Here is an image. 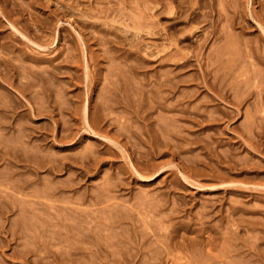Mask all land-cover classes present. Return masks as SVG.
<instances>
[{
  "label": "rangeland",
  "instance_id": "1",
  "mask_svg": "<svg viewBox=\"0 0 264 264\" xmlns=\"http://www.w3.org/2000/svg\"><path fill=\"white\" fill-rule=\"evenodd\" d=\"M0 264H264V0H0Z\"/></svg>",
  "mask_w": 264,
  "mask_h": 264
},
{
  "label": "bare ground",
  "instance_id": "2",
  "mask_svg": "<svg viewBox=\"0 0 264 264\" xmlns=\"http://www.w3.org/2000/svg\"><path fill=\"white\" fill-rule=\"evenodd\" d=\"M222 71H223V70H222ZM228 73H230V72H228ZM216 74H217V73H216ZM229 75H230V74H229ZM226 76H227V75H226ZM109 90H110V89H109ZM114 95H115V94H114ZM135 96H136V95H135ZM107 97H108V96H107ZM109 97H110V96H109ZM111 97H112V96H111ZM136 97H137V96H136ZM239 97H241V96H239ZM138 99H139V98H138ZM159 99H160V98H159ZM107 100H108V99H107ZM111 100H112V99H111ZM122 100H123V99H122ZM131 100H132V99H131ZM163 100H164V99H163ZM108 101H109V100H108ZM127 101H128V100H127ZM139 101H140V100H139ZM240 101H241V100H240ZM112 102H113V101H112ZM128 102H129V101H128ZM137 102H138V101H137ZM86 103H87V101H86ZM88 103H89V102H88ZM106 103H108V102H106ZM164 104H165V103H164ZM164 104H163V105H164ZM169 104H170V103H168V105H169ZM86 105H87V104H86ZM86 105H84V106H86ZM107 105L109 106V104H107ZM110 105H111V104H110ZM170 105H173V104L171 103ZM170 105H169V106H170ZM84 106H83V108H82V110L84 109L83 119H84V121L90 126V130H91V128H93L92 130H94V131H92V132H95L97 138L99 137V138L101 139V143H104V144H105V143H106V144H108V143H112V144H114L117 148H119L118 150H120V151L123 150V148H122V146H121V144H120L119 141L115 140L113 137H110V136H108V135H105V134H103V133H100V132H98V131H96V130L94 129V127L92 126L94 123H91V122H92V118H91V114H90V112H89V110H91V109L88 110V107H89V106H88V107H84ZM108 106H107L106 108H108ZM170 107H171V106H170ZM167 108H168V107H167ZM171 108L173 109V107H171ZM168 109H170V108H168ZM107 110L109 111V109H107ZM170 110H171V109H170ZM92 111H93V110H92ZM111 111H112V110H111ZM111 111H110V112H111ZM105 112H106V111H105ZM105 112H104V113H105ZM112 112H113V111H112ZM105 114H106V113H105ZM113 114H114V113H113ZM120 114H121V113H120ZM101 115H102V114H101ZM101 115H100V116H101ZM121 115H122V114H121ZM126 115H128V114H126ZM110 116H111V117H109V118H111V119H110L111 121L109 122V120H108L107 122L113 124V122H112V121H113V120H112V117H113V116H112V115H110ZM214 116H215V115H214ZM106 117H108V115H106ZM106 117H104V118H106ZM114 117H115V116H114ZM114 117H113V119H114ZM116 117H117V116H116ZM118 117H119V116H118ZM109 118H108V119H109ZM128 118H129V117H128ZM151 118H152V117H151ZM158 118H159V116H158ZM94 119H95V118H94ZM116 119H117V118H116ZM130 119H131V118H130ZM214 119H215V118H214ZM104 120H106V119H104ZM114 120H115V119H114ZM118 120H119V119H118ZM90 121H91V122H90ZM165 121H166V120H165ZM85 122H84V123H85ZM107 122H106V124H107ZM123 122H125V121H123ZM153 123H154V122H153ZM103 124H105V123L103 122ZM106 124H105V125H106ZM111 124H110V125H111ZM151 124H152V123H151ZM158 124H159V123H158ZM158 124H157V125H158ZM166 124H167V123H166ZM88 125H86V126H88ZM116 125H117V124H116ZM153 125H154V124H153ZM157 125H156L155 127H153V128L156 129ZM123 126H124V125H123ZM150 126H151V125H150ZM160 126H161V125H160ZM84 127H85V125H84ZM161 127H162V126H161ZM161 127H160V128H161ZM88 128H89V127H88ZM106 128H107V127H106ZM157 128H158V127H157ZM160 128H159V129H160ZM162 128H163V127H162ZM164 128H165V127H164ZM168 128H169V127H168ZM96 129H97V128H96ZM86 130H87V129H86ZM90 130H89V131H90ZM107 130H108V128H107ZM119 130H120V129H119ZM126 130H127V129H126ZM104 131H105V128H104ZM109 131H110V130H109ZM120 131L124 132V131H123V128H122V130H120ZM120 131L118 132L119 134H120ZM158 131H160V130H158ZM129 132H130V131H129ZM165 132H166V131H165ZM124 133H125V132H124ZM124 133H123V134H124ZM157 133H158V132H157ZM131 134H132V133H131ZM162 134H164V133H161V135H162ZM120 135H121V134H120ZM94 136H95V135H94ZM122 136H124V135H122ZM163 136H164V135H163ZM95 138H96V137H95ZM99 138H98V139H99ZM20 144H21V143H20ZM14 145H15V144H14ZM108 145H109L108 147H111V148L113 147V145H110V144H108ZM26 148H28V147H26ZM38 148H39V147H38ZM38 148H34V151H35V153H37V154H38V153H41V152H40L41 150H39ZM92 148H93V147H92ZM117 148H116V149H117ZM41 149H42V148H41ZM24 150H26V149H24ZM28 150H30V149H28ZM28 150H27V151H28ZM108 150H109V149H108ZM30 151H31V150H30ZM46 151H47V150H46ZM32 152H33V151H32ZM123 152H124V150H123ZM43 153H44V152H43ZM47 153H48V152H47ZM84 153H85V152H84ZM49 154H50V151H49ZM52 154H53V153H51L50 155H52ZM54 155H55V154H53V156H54ZM81 155H82V154H81ZM83 155H84V154H83ZM89 155H90V154H89ZM45 156H46V155H45ZM53 156H52V157H53ZM87 156H88V155H87ZM225 156H226V155H225ZM48 157H49V156H48ZM48 157H47V158H48ZM90 158H91V157H90ZM49 159H50V157H49ZM52 161H53V160H52ZM48 164H49V163H48ZM51 164H52V163H51ZM37 165H38V164H37ZM55 166H56V165H55ZM55 166L52 165V167H55ZM55 169H56V168H55ZM182 175H183V177H184L185 179H187V175H186L184 172H182ZM54 187H55V186H54ZM48 189H49V188H48ZM53 189H55V188H53ZM50 190H51V189H50ZM38 193H39V192H38ZM59 207H60V206H59ZM74 209H76V208H74ZM76 211H77V210H76ZM80 211H81V210H80ZM82 211H83V209H82ZM82 211H81V212H82ZM73 212H74V211H73ZM73 212H72V213H73ZM60 213H61V212H59V214H60ZM77 213H78V212H77ZM62 214H63V212H62ZM65 214H67V212H66ZM78 215L81 216V213H78ZM71 216H72V215H71ZM59 217H60V216H59ZM78 218H79V217H78ZM72 219H74V218H71V220H72ZM75 219H77V218H75ZM76 223H77V222H76ZM81 226H82V225H81ZM78 228H79V227H78ZM71 230H72V229H71ZM79 230H80V229H79ZM67 231H68V230H67ZM72 231H73V230H72ZM72 231H71V232H72ZM77 233H78V232H77ZM69 235H70V234H69ZM69 240H70V239H69ZM74 247H75V246H74ZM77 248H78V247H77ZM75 249H76V248H75ZM77 250H78V249H77ZM71 253H72V252H71Z\"/></svg>",
  "mask_w": 264,
  "mask_h": 264
}]
</instances>
